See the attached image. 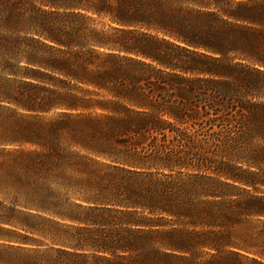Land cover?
I'll return each mask as SVG.
<instances>
[{
    "label": "trees",
    "instance_id": "16d2710c",
    "mask_svg": "<svg viewBox=\"0 0 264 264\" xmlns=\"http://www.w3.org/2000/svg\"><path fill=\"white\" fill-rule=\"evenodd\" d=\"M0 264H264V0H0Z\"/></svg>",
    "mask_w": 264,
    "mask_h": 264
}]
</instances>
